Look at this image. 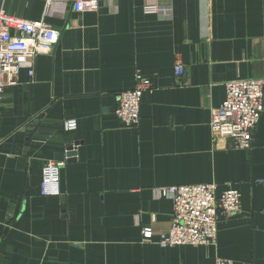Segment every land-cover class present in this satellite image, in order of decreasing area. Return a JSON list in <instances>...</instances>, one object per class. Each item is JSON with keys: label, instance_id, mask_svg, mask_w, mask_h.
I'll use <instances>...</instances> for the list:
<instances>
[{"label": "crops", "instance_id": "1", "mask_svg": "<svg viewBox=\"0 0 264 264\" xmlns=\"http://www.w3.org/2000/svg\"><path fill=\"white\" fill-rule=\"evenodd\" d=\"M156 1L158 12L144 10L147 0H101L98 11L76 13L71 0L49 9L45 0H0L60 33L36 55L33 76L21 68L4 90L0 264H264V110L249 149L212 139L209 127L226 82L264 77V0ZM137 73L152 88L127 127L116 95ZM69 117L77 127L63 131ZM62 160L60 194L41 195L42 166ZM209 182L217 195L240 193L239 211L219 216L216 244L158 245L172 203L155 188Z\"/></svg>", "mask_w": 264, "mask_h": 264}, {"label": "built area", "instance_id": "2", "mask_svg": "<svg viewBox=\"0 0 264 264\" xmlns=\"http://www.w3.org/2000/svg\"><path fill=\"white\" fill-rule=\"evenodd\" d=\"M61 0H45L46 8ZM101 0H71L76 13L96 12ZM112 1V0H110ZM146 12H158L156 0H147ZM60 33L44 19H27L7 13L0 5V115L4 90L17 80L21 68L29 76L34 74V59L39 53L49 52L57 43ZM175 72L182 74V64L177 62ZM134 86L116 95L115 114L124 126L139 121L140 101L143 92L152 88L151 81L140 73L135 74ZM264 77L234 79L225 83V98L210 111L209 127L212 139L229 137L236 149H249L255 128L264 110ZM63 131H73L77 120L69 117L62 122ZM76 149L74 143H69ZM68 145V144H67ZM65 151V159L68 158ZM64 161H47L41 169L40 193L43 196L60 194L59 169ZM259 182L264 187V179ZM216 183L170 185L155 188L157 197L171 200L172 211L167 231L161 233L157 244L161 247L176 245H215L219 216L229 217L239 211L240 193L226 188L216 194ZM264 211V201H263ZM142 240L151 241L152 228L141 230ZM215 264H229L216 259Z\"/></svg>", "mask_w": 264, "mask_h": 264}, {"label": "water", "instance_id": "3", "mask_svg": "<svg viewBox=\"0 0 264 264\" xmlns=\"http://www.w3.org/2000/svg\"><path fill=\"white\" fill-rule=\"evenodd\" d=\"M38 119H35L34 121H32L31 123H29L28 127H27V132L28 134H30L32 127H34V125L37 123ZM26 140H28V137L26 138ZM27 144V143H26ZM74 146H77V142H74ZM66 149H68L69 151L67 152L68 155V159L67 161H71L73 160V156L75 155L76 151L75 148L73 146H71L70 144H68L66 146Z\"/></svg>", "mask_w": 264, "mask_h": 264}]
</instances>
